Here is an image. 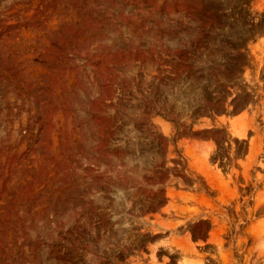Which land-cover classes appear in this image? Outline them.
Here are the masks:
<instances>
[{"label": "rangeland", "instance_id": "rangeland-1", "mask_svg": "<svg viewBox=\"0 0 264 264\" xmlns=\"http://www.w3.org/2000/svg\"><path fill=\"white\" fill-rule=\"evenodd\" d=\"M0 264H264V0H0Z\"/></svg>", "mask_w": 264, "mask_h": 264}]
</instances>
